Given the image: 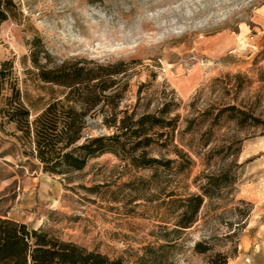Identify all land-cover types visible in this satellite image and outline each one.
I'll return each mask as SVG.
<instances>
[{
    "label": "rangeland",
    "instance_id": "obj_1",
    "mask_svg": "<svg viewBox=\"0 0 264 264\" xmlns=\"http://www.w3.org/2000/svg\"><path fill=\"white\" fill-rule=\"evenodd\" d=\"M15 1L21 15L0 25V58L14 59L32 116L60 91L33 73L28 43L36 35L55 63H128L119 109L167 104L168 116L178 115L173 143L192 163L180 173L176 163L154 171L103 153L81 170L50 174L8 124L0 129V217L125 264L142 256L264 264V0ZM231 104L247 112L245 125L228 112L215 117ZM87 122L89 134L112 132L101 115ZM168 148L151 154L185 162ZM207 175L217 176L213 195L192 226L177 230L178 199L200 193Z\"/></svg>",
    "mask_w": 264,
    "mask_h": 264
},
{
    "label": "trees",
    "instance_id": "obj_2",
    "mask_svg": "<svg viewBox=\"0 0 264 264\" xmlns=\"http://www.w3.org/2000/svg\"><path fill=\"white\" fill-rule=\"evenodd\" d=\"M21 15L15 0H0V25ZM28 59L40 82L60 88L34 116L24 100L13 58H0V129L14 126L11 134L27 147L24 153L38 160L43 171L67 175L83 169L90 158L112 153L136 168L159 167L175 173L189 168L192 160L173 143L178 115L169 117L168 105L154 112L137 113L136 107L119 109L128 88L129 64L124 60L102 63L73 58L55 63L39 36L29 41ZM228 112L231 119L245 125L246 111L234 104L221 108L215 117ZM101 115L102 124L111 133H87L88 118ZM18 132L19 134H16ZM185 162L157 156L152 151H169ZM186 163V164H184ZM200 193L179 198L177 230L189 228L196 221L205 197L213 194L217 176H206ZM170 193L168 196L173 195ZM175 201V200H172ZM200 244H197V250ZM152 250V248H147ZM198 251H205L198 250ZM137 264H161L157 257ZM226 258L219 264H225ZM0 264H125L121 257H109L70 240H63L40 228L29 227L7 217H0Z\"/></svg>",
    "mask_w": 264,
    "mask_h": 264
}]
</instances>
